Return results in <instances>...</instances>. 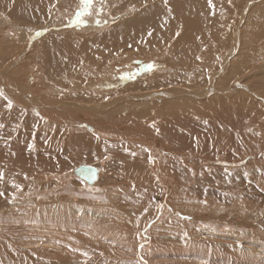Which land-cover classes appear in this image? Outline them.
<instances>
[{"label": "bare ground", "instance_id": "bare-ground-1", "mask_svg": "<svg viewBox=\"0 0 264 264\" xmlns=\"http://www.w3.org/2000/svg\"><path fill=\"white\" fill-rule=\"evenodd\" d=\"M78 12L81 0H0V249L36 244L50 253L41 264H65L78 187L99 199L129 169L146 181L147 149L174 209L218 199L220 180L264 190V0H93ZM141 61L152 67L137 73ZM222 215L186 209L164 225L155 208L173 234L134 249L142 264H230L239 221Z\"/></svg>", "mask_w": 264, "mask_h": 264}, {"label": "rangeland", "instance_id": "rangeland-1", "mask_svg": "<svg viewBox=\"0 0 264 264\" xmlns=\"http://www.w3.org/2000/svg\"><path fill=\"white\" fill-rule=\"evenodd\" d=\"M139 63L134 65L135 71L137 73H138L137 70L140 69L139 72L141 71L142 68H145L146 70L147 68H149V65H151L149 61L148 62L141 61ZM151 150L147 149L148 158H146L147 160L149 159L148 163L150 165L147 164V168L145 165H143L144 168L143 167L139 168L141 174H145V176H147L146 179L147 182L144 181L145 178L143 179L142 182L141 180H139V178L135 180L136 178L135 170L128 168L130 170V174L128 175L131 178L130 179L129 177H126L127 179L123 178L124 180L123 182H121L123 184L120 186V188L123 189V193L122 190L119 187H117L116 191L112 192V194L110 195L111 197H108V195L107 196L104 195L105 198H101L104 197L101 194L100 195L101 197H99L98 199L97 198V196H99L98 193H97L98 195H96V193L94 194L93 191H87L85 189H81L78 187L76 194L79 198L77 204L74 205L75 207H77V211L72 212L74 215L73 218L70 216V214L72 213L69 214L68 219H72V222H70L66 226V231L68 232L67 233L68 242L67 241L66 242L68 245L67 246L65 245L66 247L64 248H66L67 251L66 250L64 251L69 252V255L65 257L66 259L63 257L65 264H76V263L80 264L79 262H81V264L84 263L142 264L143 262L138 257L139 256L137 253L138 251L134 249L133 246L134 244L138 243L140 244V246L141 244H143L144 247H148L150 244L149 241L152 240L153 237L155 239L154 241L161 242L160 239L157 238L158 233L159 232L161 233V229H162V233L165 234V236L173 234V231L170 230L169 228H166L165 226L164 228H161L159 226V223L153 221L155 208H157V214H159V216L163 220V222L161 223L164 225L168 221L169 222L172 221L173 217L185 219V217H183V213L184 210L186 209L187 211L189 209L190 212L191 211L198 212L199 210H203V209H205V211L211 212V210L213 209H219L223 214L222 216H225V214L226 215L231 214L233 216L235 215L234 217H236L237 220L239 221L236 224V226L239 228V232L236 233L237 234L236 235L232 231L233 233L227 235L225 239L228 240L230 245L233 244L234 241L238 240L239 257L236 256L238 254L237 250L234 251V247H232L231 245L230 252H232V255L229 258L232 261L230 264H238V262L239 264H257V263L264 264V251H263L264 250V218H263L264 212H261L264 210V190H262L261 187L259 188L256 186H249L244 188L242 187L244 185V181H239V183H237L236 180L233 181L220 180L221 183H217V185L219 186L216 185L215 187L213 186L211 187V189H215V188L217 189L215 190L218 192V196H217L218 199L208 201V199L212 198V196L209 193H207L206 196L198 197L196 201H192L190 203H188L189 201L185 202L183 200H179L180 202H178V200L174 199L172 201L177 205L176 208L174 209L170 201L168 200L169 194L167 192L168 189H170L168 188L169 186L167 184L164 185L161 182L157 183L156 180L155 181L152 180V173L157 174L156 172L157 170L154 165V159L156 155L152 153ZM125 157L127 158V156ZM153 165L154 167L152 168ZM126 167L128 166H125V168ZM121 171L123 172V170H120V172ZM113 172L115 173L116 171L113 170ZM127 180L129 181V183ZM256 180L257 181L255 182V185L258 186H261V181H264L260 179H256ZM235 182L237 184H235ZM130 183H132V185ZM138 184H140V186L142 187H140ZM144 184H146L147 186ZM239 187H242L243 190ZM188 189L190 193L191 192L196 193L197 195H204V191H209L208 187H206V189L204 190L202 189L198 190V188L195 186L188 187ZM244 192H246L245 193L246 195L243 194ZM113 195L114 197H112ZM107 199L109 200L107 201ZM234 203H236V205ZM168 204H170L171 206H169ZM192 205H195L193 206L194 208L192 207ZM168 206L171 208H169ZM180 211H182L183 213L182 212L180 213ZM243 216H248L249 218L246 220ZM171 224L176 226L177 228L181 226L178 221L176 222L173 221V223ZM224 225L227 227V230L229 229L228 231H230V228L237 229L236 226L231 227L230 222ZM149 235H150V239L148 238L147 240V237ZM71 238L72 241H70ZM162 242L163 244H167L168 239L164 238ZM175 245L178 247L180 246V248L181 246H184L180 243H177ZM73 246L74 247L76 246L75 247L76 250H73L74 249L72 248ZM243 246L244 248H242ZM245 246H250L255 248H253L252 250L250 249L249 251V249H246ZM36 248H37L36 244L35 245L24 244L18 246L16 245L14 249L12 248L8 249L9 253L7 251L6 253L5 249L1 248L3 251L0 249V258H2V261L3 260L4 261L2 262L0 259V263L1 264H34V263H39L41 261L38 258L44 260L46 258L50 259V253H47L46 251L48 249L42 250ZM23 251L25 252L24 253L25 255L23 254ZM259 252H262V254H260ZM32 253L33 255H36V257L33 256ZM139 253L141 254V252ZM192 257H194L193 254ZM235 257L237 259H235ZM14 258L16 259L14 260ZM51 258L53 259L56 257L53 256ZM248 258L250 259L248 260ZM34 259H37V261L34 262ZM158 260L163 262H169L172 259H168V258L166 259L165 257H160L157 258V261ZM185 260L192 261V258L191 259L188 258ZM250 261H254L255 263Z\"/></svg>", "mask_w": 264, "mask_h": 264}, {"label": "snow or ice", "instance_id": "snow-or-ice-1", "mask_svg": "<svg viewBox=\"0 0 264 264\" xmlns=\"http://www.w3.org/2000/svg\"><path fill=\"white\" fill-rule=\"evenodd\" d=\"M92 2H93V0H81L82 12L77 13V22H80L83 14H90V8L92 5ZM165 2H166V0H165ZM209 3H211V0H209ZM151 67H152V65H149V68H151ZM2 95H3V92L0 91V96H2ZM5 99H7V98L5 97ZM7 107L8 108L12 107V102L10 100L8 101ZM2 176H3V173H0V178H2ZM0 195H2V193H0Z\"/></svg>", "mask_w": 264, "mask_h": 264}, {"label": "water", "instance_id": "water-1", "mask_svg": "<svg viewBox=\"0 0 264 264\" xmlns=\"http://www.w3.org/2000/svg\"><path fill=\"white\" fill-rule=\"evenodd\" d=\"M93 169L90 171L91 172V174L88 176V175H86L87 177H85V179L89 182V183H92V182H94L95 181V179H96V175H95V170L93 171ZM77 172V171H76ZM78 173V172H77ZM80 174V173H79ZM81 175V174H80Z\"/></svg>", "mask_w": 264, "mask_h": 264}]
</instances>
